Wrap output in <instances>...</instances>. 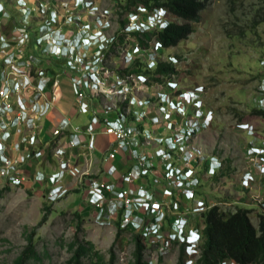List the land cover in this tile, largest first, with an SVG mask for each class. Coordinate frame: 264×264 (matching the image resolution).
Wrapping results in <instances>:
<instances>
[{"label":"rangeland","instance_id":"obj_1","mask_svg":"<svg viewBox=\"0 0 264 264\" xmlns=\"http://www.w3.org/2000/svg\"><path fill=\"white\" fill-rule=\"evenodd\" d=\"M130 1L24 0L23 8L27 11L23 14L18 0L1 1L10 12V22L6 28L0 27V31L9 33L28 20L32 54L43 62L44 69L60 80L55 90L59 101L54 109L59 115L69 117L76 126L85 128L92 115L103 119V107H110L114 118L123 104L126 110L121 111L128 122L138 123L139 136L134 138V146L126 154H118L111 164L105 163L107 154L115 148V141L102 135L104 128L101 126L96 137L98 150L91 153L82 148L78 153V177L65 175L61 178L60 183L68 193L58 202L48 200L51 190L48 182L26 183L20 187L1 184L0 264H17L24 253L31 251L35 258L27 260L26 264H133L139 231L143 227L151 229L148 225L162 211L169 223L182 225L185 221L186 231L197 230L200 234L203 229L201 214L209 206L218 205L224 211L249 209L253 223L258 222L260 203L264 198V174H260L264 156L253 154V148L264 151V116L257 112L262 110L264 97L261 90L264 89V0H203L205 9L199 22L192 23L191 36L164 53L155 43L147 50H141L132 36L124 34L133 31L135 19L147 22L153 15L142 4L133 6ZM40 8H53L62 15L61 26L67 39L99 29L110 43L114 35H125L124 42L116 47L117 56H111V44L104 51L103 57H110L96 70L97 76L87 85L83 100L75 95L72 79L75 76L86 78L81 72L84 73L87 67L79 66L78 73H73L65 60H56L49 56L46 47L33 45L48 19L45 13L39 12ZM121 20L126 25L123 32ZM85 24H91V31ZM97 50V47L87 49L88 57L94 56ZM136 58L145 63L153 61L149 68L158 60L170 62L174 58L177 74L171 80L155 84H147L144 78L134 75L121 76ZM122 87L124 89L120 90ZM197 89L202 90L199 100L211 120L190 136L197 122L203 124L205 115L200 117L197 108L187 103L186 111L190 115L184 116L164 95L184 103L179 93L196 92ZM82 101L91 105V115L80 112ZM243 125H248V129L240 128ZM183 127L188 129L189 137L180 157L189 156L192 162H182L179 167L185 169L189 177L200 180V183L196 182L198 185L192 183L185 188H181L179 179L169 173L167 161L160 156L164 146L158 140L160 135L182 132ZM46 153L47 159L37 168L45 175H51L58 171V163L52 155L53 148H48ZM110 165L118 169L113 176L108 172ZM132 171L140 178L134 183H123V177ZM247 173L254 177L248 189L242 186ZM95 181L100 184L110 182L117 190L132 191L133 202L127 207L125 217L118 214L120 208L114 204L110 203L108 214H103L106 205L100 208L90 203L91 185ZM141 189L150 196L142 199ZM168 190L173 191V196ZM148 205L159 211H148ZM176 227L172 226V231H166L162 237L148 231L155 244L146 247L145 261L180 264L183 241L173 240L171 236ZM86 241L93 244L98 255L84 257L78 262L75 255L78 244ZM190 253L191 250L185 248L183 264H196Z\"/></svg>","mask_w":264,"mask_h":264},{"label":"built area","instance_id":"obj_2","mask_svg":"<svg viewBox=\"0 0 264 264\" xmlns=\"http://www.w3.org/2000/svg\"><path fill=\"white\" fill-rule=\"evenodd\" d=\"M1 1L4 0H0V27L6 28L10 22V12ZM18 3L23 14L27 11L23 8L26 4H23L24 0H18ZM39 12L45 13L48 19L41 26L40 29H43V32L35 39L33 45L42 49L46 47V52L50 54L48 55L56 60H65L73 73H78L79 66L87 67L84 73L81 72L86 78L75 76L72 79L75 95L83 100L85 89L92 83L91 80L96 78V70L100 68L99 63L104 61V51L111 43L99 41L100 39L98 40L90 32L78 36L75 34L67 39L61 26L62 15L57 10L40 8ZM84 26L91 31V24ZM103 36L102 32L100 38ZM94 47L98 48L97 53L89 58L86 50ZM42 63L32 54V38L28 20L23 21L22 27L13 28L9 33H5V30L0 31V185L20 187L26 183L34 185L48 182L51 190L47 198L49 201L58 202L68 193L67 188L60 183L61 178L65 175L78 177L80 174L77 162L79 151L82 148H86L91 153L98 150L96 137L100 134L98 129L101 126L104 128L102 135L111 137L115 141V148L104 159L105 163L109 164L117 158L118 154H126L134 146L133 140L139 136V128L138 123L128 122L121 110L114 118L111 117V108L108 106L101 109L103 119L92 115L85 128L76 126L69 117H63L55 123L50 115L59 101L55 90L60 80L56 79L55 74L52 75L44 69ZM152 63L154 62L151 61L149 64ZM123 89L124 87L120 90ZM79 109L83 115H91L92 109L89 103L82 101ZM49 121L50 126H48ZM182 132H184L183 128ZM187 137L189 136L186 135ZM163 139L170 144L168 147L178 148L180 145L181 150L185 148V145L180 144L181 139L178 134L165 138L160 135L158 139L160 144ZM54 145L56 146L53 147ZM48 148H53L52 155L58 163L56 165L58 171H54L51 175H45L37 168V165L44 163L47 159L46 150ZM160 156L165 158L169 166L168 171L174 177L182 172L181 168L171 163L172 157L165 148L160 150ZM117 171L114 165L108 168L111 176ZM260 174H264V165H261ZM139 176L132 171L123 177V183H134L140 178ZM248 176L243 179L244 188L247 189L254 181L252 175ZM116 187L110 182L100 184L95 181L91 185L90 203L100 208H104L105 205L109 207L111 203L116 205L117 209L121 210L124 207L127 211V207L133 202L132 191L123 188L117 190ZM141 192L144 193V196L141 195L142 199L150 196V193L144 189H141ZM138 199L141 197L138 196ZM151 200L153 201L152 195ZM151 204L153 206V203ZM260 204L261 213L264 214L263 201ZM150 207L151 205L147 207L148 211H159V209ZM104 209L102 213L106 214ZM149 227L152 229H150L151 232L159 236L158 225L150 223ZM183 230L184 228L181 229ZM193 231L192 244L196 246L192 248L190 257L197 260L200 255L199 247L202 245V236L197 230ZM222 264H236V262L228 261Z\"/></svg>","mask_w":264,"mask_h":264},{"label":"trees","instance_id":"obj_3","mask_svg":"<svg viewBox=\"0 0 264 264\" xmlns=\"http://www.w3.org/2000/svg\"><path fill=\"white\" fill-rule=\"evenodd\" d=\"M130 3L133 6L140 3L142 4V7L150 13L163 10L170 15L172 20L165 28H156L149 31L133 30L128 33H124L126 36H132L141 50H147L152 43H155L158 44V49H161L163 53L166 50L177 47L181 42L187 40L191 36L193 33L192 23L199 22L201 13L205 9V2L203 0H131ZM179 21H182L183 23L180 24L178 23ZM120 24L121 32H123L126 25H124L123 20H121ZM124 34L119 35L118 37L114 35L112 38L110 45V52H112L111 56H117L116 49L119 47H117V45L124 42ZM107 57L109 58L110 55L104 56L103 63H105ZM170 60V62L158 60L154 64V67L149 68V63H145L142 59L136 58L132 61V65L121 73V76L134 75L143 77L147 84H155L160 83L163 80H171L177 74V71L176 66L173 64L175 59L171 58ZM103 63H99V67H103ZM119 110H126V105L121 104L119 106ZM257 112L258 114L264 116V111ZM183 115L188 116L190 113L189 111H184ZM190 134L194 135L195 132ZM175 135L176 134H174V136ZM167 136L172 135L168 134L163 136V138ZM161 145H163V148L171 153L170 155L173 154L171 156V163L175 167L180 168L179 165H181L182 162L190 161L189 156L188 158L180 157L182 146L179 145V147L174 150L170 149L165 139H163ZM186 168L189 169V167ZM197 181L200 183L199 179H197ZM181 186V188H185L187 186L190 187L191 185L184 182ZM168 192H170L173 196V191L168 190ZM178 202H176L177 205ZM105 212L108 214V211ZM120 213L124 214L125 217L126 210L124 207L118 214ZM163 213L164 215L161 225H159L158 222L160 237L165 235L166 231H172L173 226V222L169 223V218H166L165 212ZM251 213V210L244 208L224 211L218 205L212 207L209 206L206 211H203L201 214L203 219V229L201 230L203 242L200 246L199 258L195 263L222 264L223 262L235 261L236 264H264V215H258V222L255 225L252 221ZM122 217L123 215L120 218L119 227L121 226V221L123 220ZM157 217L158 215L155 216L154 221L151 223L152 225L156 223ZM44 221H46V218ZM120 231L122 230L120 229ZM148 231L151 232L150 229H145L144 227L139 231V235L136 238V251L133 264H152L150 261H145L144 259V251L146 247L155 244L148 236L152 233H149ZM140 236L143 237L142 239L145 240V243H142ZM168 237L169 235L167 238ZM78 238V236L75 237L76 241H78ZM174 242L178 243V241ZM185 248L186 244L183 243L182 256L184 255ZM30 250L31 249L29 248L28 251ZM113 250L114 249H112V251ZM111 253L113 255V252ZM75 255L78 262H80V260L84 257L91 258V256H97L98 253L94 252L93 244L90 241H86V243L80 245L78 244V249ZM182 256L180 264H183L184 262ZM34 258V252L31 251L28 254L24 253L18 259L17 264H26L27 260H32Z\"/></svg>","mask_w":264,"mask_h":264},{"label":"clouds","instance_id":"obj_4","mask_svg":"<svg viewBox=\"0 0 264 264\" xmlns=\"http://www.w3.org/2000/svg\"><path fill=\"white\" fill-rule=\"evenodd\" d=\"M171 20L172 19H171L170 15L166 11L160 10L158 12L153 13V15L151 17H149V19H148L147 22H139V21H137L135 19V21H134L135 24L132 25L133 28H131V29L132 30H135V31H149L151 29H156V28H165L170 23ZM101 31L100 30H96L95 33L97 32V34H95V33H91V34L94 37H96L98 40L100 39L99 41L109 43L110 40L107 39L105 36H103V37L100 38V36L102 35V32ZM156 45H158V44H156ZM261 90H262L263 95H264V89H261ZM201 92H202L201 89H197L196 92H190V93L189 92L188 93L186 92V93H182L181 94V99H182V101H184V103L176 102V101L170 99L169 95H166L165 94L164 96L167 99V101L171 104V106H173L180 113H183L184 111H186V109H187L186 104L188 103L189 105L190 104H193L197 108V114L200 117H204L205 112L203 111V109H202V103L199 100L200 99V94L199 93H201ZM261 101H263V105H262V110H260V111H264V97L262 98ZM210 120L211 119L209 118V116L208 115H205V119L203 120V124L197 122L196 125L191 129V133L193 134L194 132L198 131L199 128L201 130V128L205 125V123H207ZM197 126H199V127H197ZM248 127H249L248 125H243L240 128H242V129H245V128L248 129ZM183 129H184V132L178 133V136L181 139L179 141L181 145H185L186 135H187V131H188V129L186 127H183ZM190 136H193V135L190 134ZM167 145H170V144H167ZM169 148L170 149H173V150L176 149V148H173V147H169ZM253 151H254L253 154L255 153L257 155H263L264 156V151H261L260 148L254 147L253 148ZM212 159L214 160L216 158L214 157ZM248 175H250V174L247 173L245 175L244 179ZM177 177H178L179 183L181 185H183L184 182H187L190 185H192V183L194 184V182H195L194 185H197L198 184V183H196V181H197L196 178H191V177H189L185 173V169H183L182 172ZM242 186L244 187L243 181H242ZM107 208L108 209L106 211L109 210V207H107ZM259 212H260V214H262L261 213V210ZM162 214H164L163 211L160 214H158V217H157L156 223H155L156 225H158V222L161 225V223L163 221V218H161V215ZM179 225H177L176 223H174L173 226H177V227H176V229H174V232H173V234L171 236H173L174 239H179L180 241H183L182 243H185L186 244L187 250H192V248H195V246H196V244H192V240H193L192 233L194 231L193 230H190V231H186L185 230L186 229V225H187V223L185 221H183V224L182 225L181 224H179ZM183 228H184V230L181 231V229H183ZM199 250H200V247H199Z\"/></svg>","mask_w":264,"mask_h":264},{"label":"crops","instance_id":"obj_5","mask_svg":"<svg viewBox=\"0 0 264 264\" xmlns=\"http://www.w3.org/2000/svg\"><path fill=\"white\" fill-rule=\"evenodd\" d=\"M51 119L56 123L58 122L61 118L64 117V115H59L55 110H53V112L50 115ZM47 126V125H46ZM48 126H50V121L48 123ZM49 129V128H48Z\"/></svg>","mask_w":264,"mask_h":264},{"label":"bare ground","instance_id":"obj_6","mask_svg":"<svg viewBox=\"0 0 264 264\" xmlns=\"http://www.w3.org/2000/svg\"><path fill=\"white\" fill-rule=\"evenodd\" d=\"M134 21H135V20H134ZM119 79H120V78H119ZM127 99H128V98H127ZM132 100H133V99H132ZM98 102H99V101H98ZM101 138H102V137H101ZM101 138H100V139H101ZM170 154H171V153H170ZM172 155H173V154H172ZM172 155H171V156H172Z\"/></svg>","mask_w":264,"mask_h":264}]
</instances>
